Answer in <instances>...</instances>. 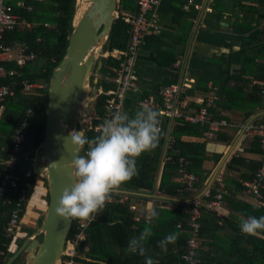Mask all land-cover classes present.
Returning <instances> with one entry per match:
<instances>
[{"label": "trees", "instance_id": "1", "mask_svg": "<svg viewBox=\"0 0 264 264\" xmlns=\"http://www.w3.org/2000/svg\"><path fill=\"white\" fill-rule=\"evenodd\" d=\"M32 6V11H24L18 7V0H10L15 11L22 15L32 26L20 25L13 31L4 35L3 43L12 45L21 42L29 46L30 51L36 54L35 64L21 67L15 63L4 64L8 69H14L17 74L1 84H9L15 90V96L5 99L7 110L5 118L11 120L5 125L13 129L22 121L27 120V141L22 158L19 162L17 174L20 177L19 186L30 183L28 196H31L38 174L34 172L31 160L35 150H39L44 141V128L48 108V90L50 78L56 66L64 58L69 46L70 36L74 28V19L77 13V0H26ZM117 10L120 12L137 11V0H120ZM241 19L239 26L248 31L243 37L241 48L224 56L222 62L228 71L225 81H214L213 86L219 99L208 111L213 119H225L229 127L221 129L215 134V140L227 146L234 140L230 130L235 132V126L246 122L253 117L264 105L262 90L264 88V0H239L236 11ZM130 26L119 17L116 18L108 40L102 47V52L126 50L129 42ZM168 65L176 62L171 56ZM103 62L99 71V79L91 86L102 85L104 89L111 86L106 77L113 75L118 63L112 57H101ZM160 63V61H159ZM45 85V88L33 90L27 94L22 82ZM208 82L201 80L199 84L188 91L191 96L195 92L206 93ZM105 96L96 98L94 107L89 114L85 135L89 139L95 138L93 130L88 125L100 124L104 119ZM32 113L28 116L27 111ZM200 106L192 103L186 111H198ZM238 112L242 120H234L230 113ZM15 121V122H12ZM208 126H201L186 122L183 118L177 120L173 129L175 142L167 152L170 160L164 162L158 190L169 197L178 196L181 184L175 181L178 174L179 160L187 162V170L195 174L196 182L192 190L184 192V197H194L200 194L207 186L214 168L222 159L223 153H209L205 133ZM77 131L80 129L77 128ZM9 139L11 133L8 132ZM187 137L204 139L203 142L188 141ZM4 142L0 152V160L4 161L8 155L9 147ZM245 153L232 157L226 164L224 175L225 193L223 194L224 215L221 218L207 207L209 198L202 196L199 210L201 212L200 248L196 256V264H264V234L259 236H246L240 231V222L248 216L259 218L264 216V191L261 204L253 199L247 202L243 196V182L251 181L260 170L263 163V152L259 140L251 142ZM87 149V146H85ZM162 151L143 154L137 160L139 173L122 188L129 191L150 192L155 188L159 169L161 166ZM2 164L0 165V182L2 179ZM17 192V191H16ZM7 193L0 200V250L6 256L0 259V264H7L14 255L9 252L13 237H8L6 228L14 208L16 193ZM129 204L108 203L103 212L96 215L86 229L87 237L79 247L77 262L80 264H145V257L126 252L129 240L138 236L145 226V220L135 222L134 214L129 211ZM191 202L176 203L170 207L166 204L158 205L155 210L159 214L158 220H153L151 227L153 235L146 242L147 255L159 264H186L183 256L187 251V241L190 237L189 222L192 216ZM228 209V213L226 210ZM232 212V213H231ZM231 213V214H229ZM233 214V215H232ZM221 222V223H220ZM181 223L182 227L178 228ZM78 225L74 219L69 237L73 236ZM134 226H136L134 228ZM170 233H176L178 239L175 244H169L167 249L159 246V241ZM41 239V237H40ZM22 254L12 264H23Z\"/></svg>", "mask_w": 264, "mask_h": 264}, {"label": "crops", "instance_id": "2", "mask_svg": "<svg viewBox=\"0 0 264 264\" xmlns=\"http://www.w3.org/2000/svg\"><path fill=\"white\" fill-rule=\"evenodd\" d=\"M185 3L186 0H159L153 19L157 29L153 35L147 38L145 44L138 51L134 64L136 70V84L141 92H127L123 101L122 111L128 112L130 115H134L135 111L142 107L140 104L141 99L148 95L157 97L158 90L163 85L189 81L191 83L190 89H192L197 86L201 80L207 81L209 84L214 81H225L227 79L228 71L224 67L222 60L227 54L233 51H238L241 48L243 37L248 33V31L243 30L239 26L241 19L238 18L239 15L236 13L239 7V0H194L187 10L183 8ZM21 25H26L27 27L32 26L26 21L21 23ZM17 43L21 42H14L13 44ZM170 54H172L171 56H174L176 59V62L172 65L167 64ZM177 61H181V65L179 67L177 66ZM32 64H35V61ZM99 77V74L94 77V84L98 82ZM101 87L102 85L92 86L90 88L91 95L89 99L96 101L98 90ZM33 90H37V93H40L39 90L42 89L35 87L26 92L29 94ZM204 95L205 93L203 92H195V95L191 96L187 92L184 96V105L179 107V112H181L183 116L197 115V111H184L189 108L192 103L198 104L201 107L198 102V98L204 97ZM94 104L95 102L91 106L88 104V114H90ZM263 107L249 120L264 114ZM6 110L7 106L5 105V102H0V152L4 148L5 141L7 142L6 145L10 150V139L7 133L10 132L12 136L15 128L19 125L18 124L13 129L10 128L11 126L9 124L5 125L11 120L9 117H4ZM230 115L236 121L242 120V115L238 112L230 113ZM180 118H183L186 122L201 125L200 123L187 121L185 117L176 118V124L177 120ZM160 120L164 136L160 140L159 147L154 150V152L162 151L161 166L155 181V188L150 192L129 191L122 188L118 192L120 195H128L130 197L129 201L120 204L128 203L129 211L134 214V217L136 214L143 218L146 212H151L153 209L157 208L158 205L166 204L172 207L176 203L190 202L194 198L201 199L203 192L206 189L205 188L200 194L194 197H184V192L188 190L184 189L182 183L178 181L177 176L175 181L181 184V188L184 189L181 194H178L176 197H169L161 194L158 190L163 165L164 162L167 161L165 160V146L170 133L173 135V129L176 126V124L172 125L174 121L172 122L171 119L164 116H160ZM236 130L235 132L233 130L229 131V134L233 135L234 140L227 146H224V144L215 140V134H217V132L212 137H208L205 133V137L208 141V152L223 153L221 161L213 170V174L222 163L227 164V162L232 158H229L228 156L232 148H238V156L242 155L245 153V149H248L251 146V142L256 139L246 138L240 145H238V143H236ZM185 139L188 141H204V139L191 137H187ZM37 156H39L40 159L37 158L36 160ZM42 157V149L40 148L39 150H35V156L31 160V163L34 167V172L39 176L35 186L33 187L34 189L31 196L29 197V202L26 207L27 211H25V214L23 215L17 234L13 236L7 235L8 237H13V242L9 247V252L14 254L12 257L19 252L20 248L41 227L45 220V214L49 206L47 178L45 175H42V173L36 170V163L37 161H41ZM21 158L22 155L20 160ZM4 161L0 160V165L2 164V167L4 166ZM211 178L207 186L210 184ZM25 184H29L31 186L30 183ZM243 196L247 199V202L253 199L252 197H247L244 194ZM131 206L136 207L137 211H132L130 209ZM226 212L228 213V209ZM135 227L136 226H134V228ZM19 240H22V244L20 246L18 245Z\"/></svg>", "mask_w": 264, "mask_h": 264}, {"label": "built area", "instance_id": "3", "mask_svg": "<svg viewBox=\"0 0 264 264\" xmlns=\"http://www.w3.org/2000/svg\"><path fill=\"white\" fill-rule=\"evenodd\" d=\"M194 0H186L184 9H189V6ZM159 3V0H137V11L135 13H128L119 11L116 12V18L121 17L124 22L129 26V42L126 50L115 49L113 51H107L103 57L114 58L118 66L114 70L113 75L106 77V82L111 86L108 89H104L103 86L98 90L97 97L104 95V119H110L115 111H122L123 101L125 95L129 91L141 92L136 84V70L134 67L135 59L140 48L145 44L148 37L154 34L156 26L153 21L154 12ZM18 7L24 11H32V6L27 4L26 0H18ZM25 20L21 14L15 11V7L10 3V0H0V81H7L14 78L17 72L14 69H8L4 66L7 63H16L19 66H25L33 63L36 60V54L30 51L29 46L24 43H17L7 45L3 43L4 35L8 31L15 30ZM181 65V61H177V66ZM25 91L38 87L45 88L43 84L31 83L28 80L22 82ZM264 85V82H263ZM191 88L189 81L178 82L170 85H163L158 90V96H144L140 104L148 105L153 110L158 111L159 116H164L171 119L172 125L176 124L175 119L178 117H185L187 121L200 123L201 125H207L209 131L206 132L208 137H212L216 132L222 128L229 127V123L225 119H213L208 111L214 106L219 95L213 83L208 84V91L204 97L198 98V102L201 105L197 111V115L183 116L179 112V107L184 105V96ZM15 96V90L9 84L0 83V102L7 98ZM262 101L264 105V88L262 90ZM264 110V107H263ZM32 111L29 109L27 115L29 116ZM87 118L85 120V131L89 121V114L87 111ZM100 124L93 126L88 125V129L93 130L96 134H99L98 129ZM27 120L22 121L14 130L10 139V150L7 159L4 161L2 179L0 182V200H3L7 193L16 194L14 202V208L10 215L6 232L8 236L17 234V230L25 214L27 204L29 202L28 189L29 184L19 186L20 177L17 174L20 157L22 155L25 143L27 141ZM237 128L236 143L240 145L246 138H256L259 140L260 149L264 156V114L254 117L253 119L244 122L241 125L235 126ZM175 138L170 133L166 146H165V160H170L167 152L173 147ZM87 149L80 150V155H84ZM229 158L238 156V148L231 149ZM178 181L182 183L184 189L191 190L196 182V176L187 170V162L184 159L179 160L178 164ZM226 172V164L222 163L216 172L213 174L210 184L203 192V196L209 198L206 202L207 207L216 213L218 218L224 215V198L225 183L224 175ZM244 191L243 194L247 197H252L256 204H261L264 191V159L260 170L255 174L251 181L243 182ZM183 188L178 190V194L184 191ZM128 195H120L115 193L113 195L111 203L120 204L129 201ZM193 205L191 220L188 224L190 229V237L187 241V251L183 256L186 264H196V256L200 248V229H201V212L199 206L201 205V199L194 198L191 201ZM162 203V201H161ZM132 211H137L136 207L131 206ZM150 212H146L145 215L139 217L135 214V222L145 220L149 223ZM152 223V222H151ZM221 223V222H220ZM89 222H80L76 227V231L72 237L68 236L66 241L62 258L59 264H80L77 262L79 256V247L81 243L86 239V229ZM178 228L182 227L179 223ZM6 256L4 250H0V259Z\"/></svg>", "mask_w": 264, "mask_h": 264}, {"label": "water", "instance_id": "4", "mask_svg": "<svg viewBox=\"0 0 264 264\" xmlns=\"http://www.w3.org/2000/svg\"><path fill=\"white\" fill-rule=\"evenodd\" d=\"M119 2L87 0L81 16L78 19L75 16L66 54L50 78L41 146L43 157L36 163V170L47 178L48 210L41 227L7 264L22 254L23 264H57L62 258L74 219L65 220L55 209L65 188L75 182L72 162L80 155V150L66 138L77 128L86 132L91 76L93 70L98 75L102 68L103 62L98 56L112 31Z\"/></svg>", "mask_w": 264, "mask_h": 264}, {"label": "clouds", "instance_id": "5", "mask_svg": "<svg viewBox=\"0 0 264 264\" xmlns=\"http://www.w3.org/2000/svg\"><path fill=\"white\" fill-rule=\"evenodd\" d=\"M98 132L95 138L89 139L82 130H73L66 138H70L74 148L84 150L87 146V151L73 160L75 182L65 188L57 201L55 211L65 220L93 221L111 203L113 195L138 175V158L157 149L164 136L158 111L148 105H143L134 115L115 111L101 123ZM158 219L159 214L153 209L148 225L129 240L126 248L130 254L145 257V264H159L147 255L145 247L153 235L151 222ZM239 227L246 236L264 234V216H248L241 220ZM177 239L176 233H170L159 241V246L167 249Z\"/></svg>", "mask_w": 264, "mask_h": 264}, {"label": "bare ground", "instance_id": "6", "mask_svg": "<svg viewBox=\"0 0 264 264\" xmlns=\"http://www.w3.org/2000/svg\"><path fill=\"white\" fill-rule=\"evenodd\" d=\"M86 6H87V0H77L76 19H78L81 16ZM57 264H59V262H57Z\"/></svg>", "mask_w": 264, "mask_h": 264}, {"label": "rangeland", "instance_id": "7", "mask_svg": "<svg viewBox=\"0 0 264 264\" xmlns=\"http://www.w3.org/2000/svg\"><path fill=\"white\" fill-rule=\"evenodd\" d=\"M118 11V10H117ZM104 56V53L101 51V53H100V55L98 56L99 58L98 59H100L102 56ZM96 76V73L94 72V70H93V74H92V76H91V79L93 78V77H95ZM92 87V86H91ZM91 93V92H90ZM90 95L91 94H89V97H90ZM95 101L93 100V99H89V102H88V104L91 106V105H93V103H94ZM80 131V130H79ZM37 158H39V156H37L36 157V160H37ZM40 159V158H39ZM22 244V240H19L18 241V245L20 246Z\"/></svg>", "mask_w": 264, "mask_h": 264}]
</instances>
